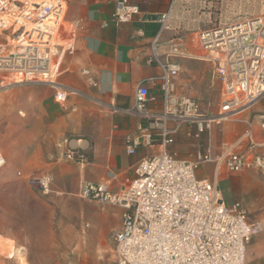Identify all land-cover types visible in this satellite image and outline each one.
Here are the masks:
<instances>
[{
  "label": "built area",
  "instance_id": "obj_1",
  "mask_svg": "<svg viewBox=\"0 0 264 264\" xmlns=\"http://www.w3.org/2000/svg\"><path fill=\"white\" fill-rule=\"evenodd\" d=\"M67 8L66 0H0V90L45 84L55 87L59 105L67 103L72 91L55 81L58 51L67 46ZM140 16L139 5L116 0L114 24H129ZM171 18L169 9L152 22L162 31ZM107 26L108 22L102 23ZM158 37L149 63L159 64L163 71L151 80L159 87V98L140 83L133 105L114 109L146 122L137 135L125 137L127 154L135 155L141 147L154 153L139 161L134 177L119 191L110 190L106 183H88L79 196L124 209L121 230L114 237L115 264H246V247L257 232L248 221L247 209L240 202L225 204L218 173L213 179H199L197 173L207 164H214L217 171L224 166L232 175L253 166L264 169V15L219 23L197 37L202 60L213 62L222 85L216 116L203 113L197 99L178 92L175 79L181 67L161 64L155 47ZM177 46L172 54L180 55ZM247 112L255 116L247 122L245 133L222 156L214 157L213 126ZM255 125L263 135L261 142L254 136ZM182 127L196 139L208 136L207 146L195 160L177 159L169 151ZM61 158L90 162L85 154L65 149ZM3 165L0 156V168ZM35 183L43 194L50 192L49 177H39Z\"/></svg>",
  "mask_w": 264,
  "mask_h": 264
},
{
  "label": "crops",
  "instance_id": "obj_2",
  "mask_svg": "<svg viewBox=\"0 0 264 264\" xmlns=\"http://www.w3.org/2000/svg\"><path fill=\"white\" fill-rule=\"evenodd\" d=\"M66 1L67 46L58 51L55 81L72 91L67 103L59 105L55 87L45 84L0 90V156L4 159L0 168V209L23 218L33 230L50 223L46 215L55 209L62 213L80 209L85 230L89 225L84 221L86 215L99 209L96 217L101 224L109 223L110 231L89 239L99 244L112 241L114 255V237L121 230L124 209L94 205L95 201L84 200L79 195L88 183H106L110 190L119 191L134 177L139 161L154 153L151 148L141 147L135 155L127 154L125 137L137 135L139 127L146 122L116 113L114 109L132 106L140 83H145L151 94L159 98V87L151 80L160 78L163 71L159 64L149 63L157 36L155 47L161 64L181 67L175 79L178 92L199 103L209 97L210 73L206 69H213L211 63L202 60L203 52L196 42L198 35L209 29L202 12L205 5L197 0H131L140 6V18L116 25L112 22L116 0ZM169 9L172 18L161 31L152 19ZM103 22H108V26L102 27ZM174 45H178L180 55L172 54ZM254 116V112H247L237 117L239 124H215L211 132L213 156H222L234 145ZM236 130L239 132L232 140L217 143L218 131L225 136L226 131ZM254 136L258 142L263 140L257 125ZM174 138L170 153L186 161L195 160L208 143L207 135L196 139L186 127ZM64 149L85 154L90 162L64 161L61 158ZM205 166L213 171L212 176L203 171ZM221 170L226 172L224 166L217 171L214 164H207L197 175L199 179H213L216 173L220 177ZM39 177L50 178L48 194L38 189L35 180ZM249 183L243 178L236 187L230 185V189H238L248 207H245L248 221L257 230L246 247L245 262L264 264V202L259 203L256 196L251 198L245 193Z\"/></svg>",
  "mask_w": 264,
  "mask_h": 264
},
{
  "label": "rangeland",
  "instance_id": "obj_3",
  "mask_svg": "<svg viewBox=\"0 0 264 264\" xmlns=\"http://www.w3.org/2000/svg\"><path fill=\"white\" fill-rule=\"evenodd\" d=\"M197 1H201L205 5L202 12L206 16V28H213L219 23L243 21L264 15V0ZM208 62L213 66L212 61ZM206 70L210 73L207 80V90L210 94L200 104L203 113L216 116L222 105L221 84L213 70ZM196 77L198 76L196 75ZM235 122L239 124L237 117L227 121L226 125L231 126ZM238 132V130L226 131L227 134L223 136L218 131L217 143L219 144L223 140H232ZM203 171L209 176L213 175V171L207 167ZM219 178L221 192L227 206H232L235 202L240 201L248 209L239 195L238 189L235 188L232 191L230 189V185L233 184L236 187L238 181L243 178L250 182L245 193L251 198L256 196L259 203L264 202L263 167L253 166L240 174L233 175L221 170ZM92 203L94 205L96 203L103 204ZM98 213L99 209L86 215L84 221H87L89 225L83 230L80 209L68 213H62L55 209L51 214L46 215L50 223L42 224L43 226H38L39 228L33 230L23 218L5 214L0 209V264H115L112 241L99 244L89 239L94 234L99 236V234H107L110 231V224H101L96 217ZM41 234H45V236Z\"/></svg>",
  "mask_w": 264,
  "mask_h": 264
},
{
  "label": "bare ground",
  "instance_id": "obj_4",
  "mask_svg": "<svg viewBox=\"0 0 264 264\" xmlns=\"http://www.w3.org/2000/svg\"><path fill=\"white\" fill-rule=\"evenodd\" d=\"M59 45H63V44H59ZM13 72H16V70H12Z\"/></svg>",
  "mask_w": 264,
  "mask_h": 264
}]
</instances>
